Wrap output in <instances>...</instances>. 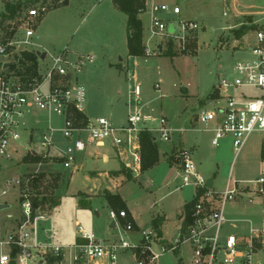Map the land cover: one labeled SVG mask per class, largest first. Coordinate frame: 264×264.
Instances as JSON below:
<instances>
[{"label":"rangeland","instance_id":"1","mask_svg":"<svg viewBox=\"0 0 264 264\" xmlns=\"http://www.w3.org/2000/svg\"><path fill=\"white\" fill-rule=\"evenodd\" d=\"M112 1L30 0L18 17L25 21L27 10L36 7L39 16L29 20L35 28L42 15L54 7L39 23L36 29L39 38L34 39V42L55 52L67 47L70 57L93 55V62L76 74L77 82L86 90L85 111L90 117L102 116L114 121V124L123 123L127 105H133L140 106L143 113L164 116L174 128L187 127L200 109L212 106L207 95L220 77L232 73L233 64L237 60L252 58L253 55L244 47L254 41L255 31L264 21V0H156L167 4H176L177 1L179 18L195 20L199 24L189 41V51L178 52L173 46L170 57L164 54L167 48L163 45V48L152 55L128 57L125 15ZM2 5L3 0H0V13ZM138 16L142 22L144 37H147L149 13L145 10ZM161 16L168 20L176 18L170 12ZM20 22H0V42L7 38L10 28L17 30ZM230 25L235 27L229 29ZM239 27L243 28V35L247 34L248 39L235 41L234 31ZM17 34H21L20 29ZM158 81L159 92L153 87ZM135 83L140 85L138 96L133 92ZM242 91L249 95L258 94L256 89L250 87H245ZM229 92L236 93L234 90ZM61 123L62 117L45 112L30 116L25 124L26 129L12 143L10 156L3 161L4 168L0 170L1 176L34 175L35 179L41 180L42 184L39 183L37 187L30 184L31 197L37 194V189L47 196L59 197L56 207L50 210L37 209V212L47 216L36 221V241L52 246H65L75 238L76 223L93 231L104 241H118L120 238L135 241L139 233L124 232L125 222L131 221L138 230H147L150 229L149 221L152 216L165 217L163 231L167 241H173L181 222L182 205L193 189L187 186L172 191L174 184L166 185L175 171L164 159L145 171L140 169L136 175L122 161L123 158L116 156L108 142L100 146L87 143L85 151L77 154L69 168L64 167L55 156L56 148L50 150L55 156L51 161L48 158L40 161L27 157L23 159L25 155L35 156L41 150L40 142L48 125L55 129L53 143L57 149H63L66 140L59 132ZM196 126L200 129L204 127L203 124ZM182 133L188 139L195 137V141L200 144L198 151H194L192 156L203 177H214L215 191L223 190L228 178L240 182L252 180L264 169L262 132H252L238 153L233 150L229 138L221 139L218 146H211L210 133L202 130L195 133L185 130ZM174 136L167 142L156 137L158 149L162 153L166 152V156L171 154ZM103 154L108 155L107 162L101 160ZM160 158L161 156L159 160ZM172 158L173 155L166 159L170 161ZM111 170L116 171L111 172L110 177L114 180L112 184L108 183L110 187L102 186L98 189L105 179L103 174ZM119 175H123V179L118 181L116 177ZM106 193L122 197L124 207L115 211L125 210L124 219L118 217L114 221L109 218L111 207L103 196ZM8 203L10 205L7 208L0 209L3 212L0 213V223L4 231L10 226L8 223L13 224V219L20 215L18 202L14 197ZM229 205L230 203L226 212ZM257 209L260 210L258 205ZM237 211L240 213V209ZM9 214L12 218L7 217ZM111 223L114 225L110 226ZM48 230L52 232L51 235L47 234ZM232 232L234 231L227 225L222 226L221 235ZM189 255L188 245L183 244L179 251L162 254L155 264H179V259L182 264H187ZM67 260L68 252L65 256L66 264ZM258 260L264 264L260 255L254 257L253 264H257ZM117 264L137 263L134 255L125 250L119 252Z\"/></svg>","mask_w":264,"mask_h":264},{"label":"built area","instance_id":"2","mask_svg":"<svg viewBox=\"0 0 264 264\" xmlns=\"http://www.w3.org/2000/svg\"><path fill=\"white\" fill-rule=\"evenodd\" d=\"M145 10L149 13V22L148 35L142 38L144 56L158 52V47L163 48L168 41L178 52L189 51V41L199 28L195 20L179 18L178 5L156 0H144L142 11ZM21 12L22 9L13 19L5 21L21 22L17 30L10 28L7 38L0 42V170L4 168L3 161L10 156L12 143L26 129L27 119L39 112L62 117L59 132L66 140V146L57 149L52 140L55 129L49 125L42 135L38 154L50 161L57 156L67 168L72 166L76 154L83 151L87 143L100 146L108 142L116 156L123 158L122 161L136 174L141 165V131H149L167 142L174 133L181 134L186 130L184 127H172L162 115L143 113L137 106L127 111L123 124H114L102 116L86 115V90L77 82L76 74L93 62V55L70 57L65 47L58 52L45 51L43 59L37 54L34 73H27L17 64L16 69L11 68L15 57L29 50L38 51L33 40L34 28L29 20L38 17L39 12L36 7L29 8L25 21L18 17ZM167 12L176 18L168 20L161 16ZM15 18L18 19L14 21ZM18 29L21 30L20 35L17 34ZM250 52L252 58L237 60L232 73L220 77L215 85V89L221 90L224 96L217 99L211 109L202 108L196 114L197 121L204 125L202 129L212 132L211 145L218 146L221 139L229 138L235 153L254 131L262 132L264 148V21L255 31V43ZM153 87L159 92V81ZM245 87L256 89L258 94L244 93L242 89ZM231 90L236 93L229 92ZM133 92L135 96L139 95V83H135ZM211 122L214 125L210 128ZM30 134L29 130L28 137ZM52 148H56L55 156L50 151ZM174 157L180 187L190 186L192 198L195 197L196 201L191 222L185 228L179 227L174 240L166 243L160 242L152 229L137 230L139 237L135 241L123 238L104 241L76 223L78 241L65 246L41 244L35 238L36 221L46 214L37 212L32 205L30 184L34 175L0 174V204H6L7 208L10 205L8 200L14 197L20 213L5 231L0 223V264H46L49 256L57 255L61 256L57 264H66L67 252V264H117L119 252L125 250L134 255L137 264H155L162 254L178 251L183 244L189 247L187 264H253L256 255L264 260V169L252 180L240 182L228 178L223 190L215 191L213 186L208 187L207 178L198 170L190 151L179 149ZM262 161L264 163V157ZM234 201L254 207L253 216H230L226 208ZM7 217L12 218L10 214ZM118 217H126L125 210H110L109 218L115 221ZM224 225L234 232L221 235ZM133 230L130 222L124 225V232ZM261 263L258 260L257 264Z\"/></svg>","mask_w":264,"mask_h":264},{"label":"trees","instance_id":"3","mask_svg":"<svg viewBox=\"0 0 264 264\" xmlns=\"http://www.w3.org/2000/svg\"><path fill=\"white\" fill-rule=\"evenodd\" d=\"M30 0H3V10L0 13V22L13 19L18 11L26 6ZM116 4L117 8L123 12L126 16V48H127V56L131 57H142L144 56V45L142 43L143 38V27L138 14L142 12L144 6V0H113ZM66 4V3H63ZM242 27H239L234 31V36L236 39L242 37L244 31ZM166 50L164 51L165 55L172 57L171 48H173V44L171 41L166 43ZM15 63L11 64V68L16 69L15 65L17 64L18 68H24L27 73H34L37 67L38 56L35 51L24 52L20 57H15ZM1 66V63H0ZM20 73V72H19ZM216 95V92L213 91L209 95L213 97ZM154 136L149 131H141L139 133V142H140V152H141V171H145L150 167L154 166L159 161V152L155 141L153 140ZM28 158L33 161L44 160L41 155L37 154L35 156H26L23 158ZM22 159V160H23ZM170 162V161H169ZM122 167V165H121ZM33 182L31 181V185L33 187H37L38 184H42L41 180L33 178ZM39 181V182H38ZM33 190V188H32ZM108 202L111 210H116L124 207V203L122 199L118 195H112L106 193L103 195ZM32 205L35 210L47 208L48 210L56 207L59 204V197L57 196H47L42 194V191H38L37 194L31 198ZM196 201V198L190 199L183 205V218L181 222V227L185 228L192 220L191 213L193 205ZM119 211V210H118ZM126 212V211H125ZM125 218V217H124ZM123 218V219H124ZM130 222L133 226V223ZM125 222V224L127 223ZM154 229H156V234L160 237V231L158 229L157 219L152 220ZM134 228V226H133ZM176 252V251H175ZM61 256H49L46 264H57L60 260ZM12 264V263H11ZM179 264H182L181 259H179Z\"/></svg>","mask_w":264,"mask_h":264},{"label":"crops","instance_id":"4","mask_svg":"<svg viewBox=\"0 0 264 264\" xmlns=\"http://www.w3.org/2000/svg\"><path fill=\"white\" fill-rule=\"evenodd\" d=\"M113 2V1H112ZM176 4H177V1H176ZM114 6H116L115 5V3H114ZM117 7V6H116ZM56 8V7H55ZM51 9H54V7H51V8H49L43 15H42V17L40 18V20H39V22L37 23V25H36V27L34 28V33H35V35H34V37H33V40L34 39H37V38H39V34L37 33V31H36V29H37V27H38V25H39V23L42 21V19H43V17L46 15V13L48 12V11H50ZM228 9V8H227ZM2 10H3V5H2ZM125 15V14H124ZM139 15V14H138ZM139 17V16H138ZM125 19H126V16H125ZM141 20V19H140ZM235 26H229L228 28L229 29H233ZM143 36H144V33H143ZM195 38H196V36H195ZM234 38V37H233ZM245 38H247L248 39V36H247V34H245V35H243L242 37H240V38H238V39H236V38H234L235 39V41H238V40H241V41H244L245 40ZM228 40V39H227ZM197 42V41H196ZM255 43V36H254V41L252 42V43H247L246 45H245V47H244V49H246L248 52H250V47L253 45ZM36 44V43H35ZM125 44H126V37H125ZM197 44V43H196ZM239 44V43H238ZM36 47H38L37 49H38V51H40V52H45V51H49V52H55V51H51V50H48L47 48H45V47H43V46H41V45H39V44H36ZM196 47V49H197V45L195 46ZM196 49H195V52H196ZM126 51H127V48H126ZM251 53V52H250ZM128 57H130V56H128ZM213 91H215L216 92V95L215 96H213V97H210L209 95L211 94V92H213ZM224 96V94H223V92L221 91V90H218V89H215V86L213 85V87H212V89L210 90V92L208 93V95H207V99L209 100V101H211L213 104H212V106L210 107V108H207V109H211L213 106H214V103H215V101L217 100V99H221L222 97ZM221 102V101H220ZM223 102V101H222ZM221 102V103H222ZM128 107H127V111L128 110H131V109H133L134 108V106L133 105H127ZM133 106V107H132ZM140 110H141V112H142V109L140 108V106H137ZM85 113H86V115H88L87 114V112L85 111ZM126 114H127V112H126ZM146 114H152V113H146ZM89 116V115H88ZM125 119H126V115H125ZM113 123H115L114 121H112ZM124 122H125V120H124ZM123 122V123H124ZM123 123H121V124H123ZM116 124H118V123H116ZM200 125V123L197 121V119H196V115H195V117H194V119L192 120V121H190V123L188 124V126L187 127H184L188 132H198L199 130H202L203 132H207V133H210V137H209V139L211 140V137H212V132L211 131H209V130H203V129H200V128H198L199 126H196V125ZM213 125H214V122H211L210 124H209V127L211 128V127H213ZM48 127H49V125H48ZM31 132V131H30ZM173 135H175L174 137H175V142H173L172 143V148H171V154L170 155H168V156H166L167 155V153L166 152H161V150H159L158 149V152H159V156H161V158H160V160L158 161V163L161 161V160H165L168 164H169V166L172 168V169H174V171H175V173H174V175L171 177V179H169L168 181H167V183H166V185L167 186H170V185H172V184H174V188L172 189V191H175V190H177V189H183V188H185V187H180V180H179V178H178V176H177V171H178V165H177V163H176V159H175V157L174 158H172V160H170V162H169V159H166L167 157L168 158H171L172 157V155L174 156V154H175V152L177 151V150H179V149H186V150H188V151H190L191 152V154L192 155H194L193 153H194V151H198L197 149L199 148V143L198 142H196L195 141V137H192V139H188V137L186 138L185 136H184V133H181V134H173ZM30 137H31V134H30ZM30 137H28V138H30ZM153 140L155 141V143H156V137H154L153 138ZM210 140H209V144L211 145V143H210ZM28 143V142H27ZM188 144V145H187ZM157 145V144H156ZM212 146V145H211ZM157 148H158V146H157ZM85 149H86V147H85ZM85 149L83 150V151H81V152H79V153H83L84 151H85ZM112 149V148H111ZM261 150H262V147H261ZM79 153H77V154H79ZM77 154H76V156H77ZM171 156V157H170ZM166 157V158H165ZM263 157H264V155L262 156V159H263ZM108 159H109V157H108V155L107 154H103L102 156H101V160L103 161V162H107L108 161ZM157 163V164H158ZM157 164H155V165H157ZM122 165V164H121ZM121 167V166H120ZM113 171H116V170H111V171H108V172H105L104 174H103V176H104V180H102L101 181V185H99V187H98V189L99 188H101L102 186H106V187H110V184H108L109 182H111V184H112V182H113V180H114V178H112V177H110L112 174H111V172H113ZM139 173V172H138ZM137 173V174H138ZM209 173V172H208ZM133 174H135V173H133ZM136 174V175H137ZM209 177H212L213 178V185H214V177L213 176H209ZM208 177V178H209ZM116 179L119 181L120 179H123V175H119V177H116ZM115 187V186H114ZM171 191V192H172ZM121 196V195H120ZM192 196H193V190L189 193V197L187 198V199H185V201H184V203H183V205L186 203V202H188L191 198H192ZM122 198V197H121ZM183 205H182V207H183ZM237 209H240V213H238V211H237ZM5 210V209H4ZM183 210V209H182ZM231 210H234L233 212H230ZM227 211H228V214L230 215V216H232V217H236V215H240L241 217H251V216H253V214H254V207H250V206H245L241 201H234V202H232V203H230V205H229V207H228V209H227ZM0 213H3V212H0ZM128 213V212H127ZM46 216H47V214H46ZM180 217H181V222H182V218H183V211L181 212V214H180ZM45 218V217H44ZM154 219H157V221H159V223H158V229H159V231H160V242H169V241H167V239H166V237H165V234H164V231H163V225H164V222H165V217H159V216H152L151 218H150V221H149V228L150 229H152V230H154L155 232H156V229H154V226H153V222H152V220H154ZM135 224H136V222L135 221H133ZM181 222L179 223V226H178V229H179V227H181ZM9 225H11V223L9 222L8 223ZM113 225H114V223H113ZM112 225V223L110 224V226H113ZM137 226V225H136ZM138 227V226H137ZM178 229H177V231H178ZM138 228L136 229V228H134V231H132V232H137L138 233ZM47 234L48 235H51L52 234V232L50 231V230H48L47 231ZM139 237V236H138ZM79 240V238L77 237V231H76V234H75V238L69 243V244H71V243H73V242H75V241H78ZM68 245V244H67ZM179 251V250H178Z\"/></svg>","mask_w":264,"mask_h":264},{"label":"water","instance_id":"5","mask_svg":"<svg viewBox=\"0 0 264 264\" xmlns=\"http://www.w3.org/2000/svg\"><path fill=\"white\" fill-rule=\"evenodd\" d=\"M169 30L171 31V25L169 26ZM158 49L160 50V47H158ZM36 54H39L40 59H43L45 56L44 51L43 52L36 51ZM3 66L5 67L6 65H3ZM206 182H207L208 187L211 188L213 186V178L212 177L207 178ZM6 206H7L6 204H0V209L5 208ZM112 225H113V223H112Z\"/></svg>","mask_w":264,"mask_h":264}]
</instances>
